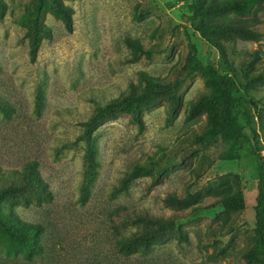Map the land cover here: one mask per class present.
<instances>
[{"label": "rangeland", "instance_id": "rangeland-1", "mask_svg": "<svg viewBox=\"0 0 264 264\" xmlns=\"http://www.w3.org/2000/svg\"><path fill=\"white\" fill-rule=\"evenodd\" d=\"M200 1L210 12L193 25L188 1L54 0L70 11L68 32L52 1L40 0L31 61L36 0H0V170L33 163L51 194L40 206L2 202V214L45 227L68 257L69 246L90 242L108 251L111 227L131 211L176 217L179 231L144 264H257L244 256L253 247V161L224 160L229 142L203 138L214 95L204 71L211 61L234 80L236 119L264 156V0ZM232 4L248 8L238 13ZM141 75L171 91L153 97L157 86ZM113 100L122 110L93 127L84 181L80 123ZM135 166L145 170L129 180ZM236 192L244 208L224 211L221 199ZM171 198L188 204L170 209Z\"/></svg>", "mask_w": 264, "mask_h": 264}, {"label": "trees", "instance_id": "trees-1", "mask_svg": "<svg viewBox=\"0 0 264 264\" xmlns=\"http://www.w3.org/2000/svg\"><path fill=\"white\" fill-rule=\"evenodd\" d=\"M50 11L58 18L62 19L65 28L69 32L70 15L68 8L59 7L54 0ZM172 4L188 1L191 9V23L197 22L206 12L201 6L200 0H171ZM168 7L172 5L167 4ZM45 8L40 0L34 2L31 11L30 31L27 37L30 42V60L35 56L36 45L40 29L38 27V16ZM235 12H245L247 6L241 7L239 4H232L227 7ZM198 24V23H197ZM198 31L204 29L200 25L195 27ZM244 35V33H240ZM249 36V35H248ZM205 77L208 85L211 87L214 95L207 106V131L203 138L208 142L219 138L223 142H229V146L224 152V160L241 161L251 159L253 161L256 173L255 196L252 206L253 210V247L245 253V260L248 263L264 264V156L254 143L253 138L244 131L243 127L236 119V112L239 108L238 89L234 80L220 73L211 61L205 66ZM149 88L153 83L150 79H145L141 75ZM157 86V85H156ZM150 87V88H155ZM171 90L168 86L158 87L153 93V97L165 98ZM133 90H129L128 97L133 95ZM120 104L123 101H110L102 106H97L94 113L85 122L80 123L83 127V133L80 136L85 144V153L83 156V180L87 181L92 174V152L89 143L90 133L95 125L101 120L112 118L115 112L122 110ZM135 121H138L134 117ZM139 123V122H138ZM145 169L135 166L133 172L128 175L132 180ZM51 199V194L46 189L45 183L37 175L33 163H25L22 171L18 170H0V204L6 202L10 207L22 204L27 206L31 202L41 205ZM167 207L175 209L184 207L188 200H179L171 198L166 200ZM220 205L226 212H235L244 208L243 198L240 192L231 196H225L220 201ZM125 223L121 227L112 226V233L108 239V251L96 242L86 245L69 246L70 257L64 246V240L59 239L60 243L56 248L50 244L45 227L40 224H30L19 220L14 215H4L0 207V264H144L145 257L150 249L158 244L168 242L172 237V232L179 231L178 219L169 217L161 219L143 211H131L126 217ZM62 249V253L58 249Z\"/></svg>", "mask_w": 264, "mask_h": 264}]
</instances>
